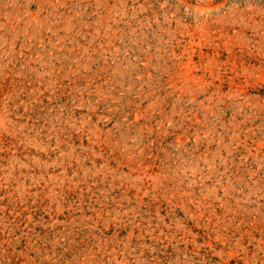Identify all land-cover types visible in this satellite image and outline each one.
<instances>
[{
	"label": "rangeland",
	"instance_id": "obj_1",
	"mask_svg": "<svg viewBox=\"0 0 264 264\" xmlns=\"http://www.w3.org/2000/svg\"><path fill=\"white\" fill-rule=\"evenodd\" d=\"M0 264H264V0H0Z\"/></svg>",
	"mask_w": 264,
	"mask_h": 264
}]
</instances>
